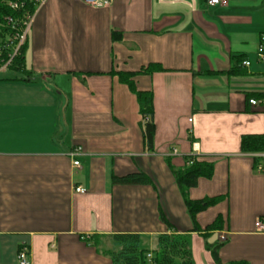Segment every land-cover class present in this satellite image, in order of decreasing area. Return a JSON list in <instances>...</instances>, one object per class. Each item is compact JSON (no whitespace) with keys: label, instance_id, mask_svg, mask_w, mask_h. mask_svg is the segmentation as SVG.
<instances>
[{"label":"crops","instance_id":"crops-1","mask_svg":"<svg viewBox=\"0 0 264 264\" xmlns=\"http://www.w3.org/2000/svg\"><path fill=\"white\" fill-rule=\"evenodd\" d=\"M263 32L264 0H45L23 71L0 70V264H17L20 245L31 264H111L92 240L117 232L139 233L152 251L167 230L160 212L188 234L195 264H216L206 243L223 264H264V229L254 226L264 220V156L240 150L242 135L264 134ZM148 65L132 81L152 94L151 149L119 77ZM191 154L213 172L188 197L218 196L195 215L201 232L190 230L168 166ZM136 171L150 182H112Z\"/></svg>","mask_w":264,"mask_h":264},{"label":"trees","instance_id":"trees-1","mask_svg":"<svg viewBox=\"0 0 264 264\" xmlns=\"http://www.w3.org/2000/svg\"><path fill=\"white\" fill-rule=\"evenodd\" d=\"M33 4L25 0L22 9L13 11L4 2L0 0V38L8 36L9 29L5 27L3 19L5 15L18 17L24 11H31ZM26 43L20 47L19 54L13 58L8 70L23 71L24 51ZM239 64L241 65V61ZM242 66V65H241ZM157 68V67H156ZM154 67H141L135 72L119 73L120 80L128 85L135 94L140 122L142 124V138L147 149L153 145V136L155 125L153 122L152 94L150 91L138 90L134 86L132 76L138 73H149ZM230 72H236L235 67ZM240 150L243 153H262L264 152V134H244L240 138ZM186 165L175 167L168 161V166L173 173L178 190L183 199L186 210L192 220L191 231L201 232L197 226L195 215L206 207L216 203L217 197H204L201 199H190L188 197V188L194 186L199 177H210L213 172V161L200 155H188L185 157ZM112 182L121 184H141L149 183L148 176L142 171L131 172L123 176H113ZM160 219L166 225L167 230L156 236V247L149 250L141 246L140 234L136 232H117L105 236H94L92 244L97 248L102 247V252L109 256L111 264H195L190 248L189 237L187 233L178 231L160 212ZM218 226V220L207 226L212 229ZM205 230V229H204ZM205 233V231H203ZM103 238V242L99 239ZM108 244V245H107ZM206 248L210 250L216 264H223L218 258V244H207ZM149 254V255H148Z\"/></svg>","mask_w":264,"mask_h":264},{"label":"built area","instance_id":"built-area-1","mask_svg":"<svg viewBox=\"0 0 264 264\" xmlns=\"http://www.w3.org/2000/svg\"><path fill=\"white\" fill-rule=\"evenodd\" d=\"M87 2L99 5H108L110 0H86ZM5 4L13 11H17L23 8L25 0H4ZM33 4L31 11H24L21 16L13 17L11 15H5L3 22L5 27L10 31L8 36L0 38V70L8 69L11 61L15 56L19 54L20 47L26 43L27 35L33 21L37 8L42 5L45 0H29ZM228 0H205L208 6H222L226 5ZM256 60L264 63V32L259 34L258 44L255 52ZM242 66H249L250 61L243 59L241 61ZM250 104H255V99L249 100ZM79 147L74 148L70 155H76L79 151ZM175 153V150H172ZM263 156H264V152ZM73 166H79V161L74 159L72 161ZM257 171H264V165H258ZM74 191L78 193L85 192V189L81 186L74 187ZM256 230L264 229V220L261 217H257L254 222ZM17 264H31L30 250L26 245H20L16 251Z\"/></svg>","mask_w":264,"mask_h":264},{"label":"rangeland","instance_id":"rangeland-1","mask_svg":"<svg viewBox=\"0 0 264 264\" xmlns=\"http://www.w3.org/2000/svg\"><path fill=\"white\" fill-rule=\"evenodd\" d=\"M99 242H103V238L99 239ZM143 244H144V246H148V244H146V242H144Z\"/></svg>","mask_w":264,"mask_h":264}]
</instances>
